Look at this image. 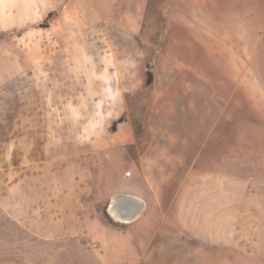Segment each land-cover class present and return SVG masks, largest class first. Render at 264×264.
I'll return each mask as SVG.
<instances>
[{"label":"crops","instance_id":"obj_1","mask_svg":"<svg viewBox=\"0 0 264 264\" xmlns=\"http://www.w3.org/2000/svg\"><path fill=\"white\" fill-rule=\"evenodd\" d=\"M85 1L94 10L89 13L97 17L101 30L91 39L111 40L107 21L111 14L115 39L138 42L144 22L137 0ZM73 2L0 0V32L14 34L24 56L40 62L36 66L44 58L89 54L70 47L81 30L69 21ZM142 4L143 10L157 18L159 29L151 39L162 43L158 55L167 56L170 42L179 40L187 58L177 64L180 72L206 71L211 80L226 82L229 99L223 104L212 101L218 109L210 112L212 123L206 135L234 136L232 125L223 129L216 126L222 122L232 124L236 117L247 121L248 115L257 120L264 135V0H164L160 7H155L156 0H146ZM172 25L177 27L176 34L172 33ZM59 41L64 44L60 46ZM102 54L115 53L105 49ZM102 86L112 88L110 83ZM71 87L80 88L81 84L73 83ZM252 87L258 91L257 110ZM122 99L109 91L105 97L93 100L86 96H78L76 102L67 100L66 105H77L82 114L67 111L59 118L54 115V119L83 123L67 132L61 146L59 132L54 130V157L42 163L43 167L54 166V177L49 182L41 178L34 182L36 189L48 193H35L34 198L29 192L21 193L22 202L12 215L36 237L54 239V264H217L212 255L213 251L218 253L219 234L230 231L236 185H242L243 192L245 186L247 193L251 190L249 180L236 181L239 174L230 170L233 146L220 156L217 145L210 160L204 161L206 151L199 145L189 152V160L183 158L174 164L182 169L179 175L165 171L151 175V169L168 168L167 164L152 161L157 137L149 127L152 119L141 133L146 140L138 149L141 135L137 122L122 117ZM153 111L147 108L149 118L155 114ZM77 114L80 117L76 118ZM94 120L104 122V126L92 127ZM202 134L201 129L194 130L195 136ZM126 152L128 158L124 159ZM116 196L142 200L140 215L130 222L114 220L107 207ZM191 201L194 204L189 207L187 202Z\"/></svg>","mask_w":264,"mask_h":264},{"label":"rangeland","instance_id":"obj_2","mask_svg":"<svg viewBox=\"0 0 264 264\" xmlns=\"http://www.w3.org/2000/svg\"><path fill=\"white\" fill-rule=\"evenodd\" d=\"M145 1L137 0L139 16L144 23L140 25V39L136 42L115 39L111 14L107 19L111 40L91 39V35H100L99 20L89 13L93 9L88 7V2L74 0L69 21L81 30L70 47L89 54L44 58L38 66L40 62L34 63L21 52L14 34L0 32V264H54V239L36 237L12 214L22 202L19 200L21 193L29 192L33 198L35 193H48L45 189H36L34 182L37 178L49 182L54 177L53 165H45V169L42 166L43 161L54 157V130L59 132L61 146L68 137L67 132L80 128L83 123L77 119L55 120L54 115L59 118L67 111L81 115L77 105H66L67 100L76 102L78 96L93 100L105 97L109 91L123 98L122 117L134 119L140 135L149 122V127L155 130L152 161L167 164L168 168L151 169V175H160L161 171L179 175L182 169L174 164L183 158L189 160L192 156L189 152L199 145L206 151L204 161L210 160L214 154L211 151L217 145L220 156H225L223 151L233 146L232 154L228 153L233 164L230 170L236 176L239 174L236 181L248 183L249 180L251 190L249 194L248 186L243 192V186L236 185L230 231L219 234L220 246L218 253L213 251V262L264 264V135L251 115L247 121L236 117L238 119L232 124L222 122L216 126L223 129L232 125L234 136L206 135L212 123L208 119L210 112L218 109L212 101L223 104L229 99L226 82L211 80V74L206 71L180 72L177 64L187 58L182 52L184 44L179 40L170 42L167 56L158 55L162 43L151 38L156 36L159 26L157 18L143 10ZM163 1L156 0L155 7H160ZM172 33H177L173 25ZM59 43L60 46L64 44L63 41ZM105 49L115 54L104 56ZM73 83L81 87H71ZM106 83L111 84L110 90L103 88L102 84ZM212 84L219 86L212 87ZM251 97L257 110L258 91L254 87ZM196 98L199 99L195 105ZM148 107L155 112L151 118ZM78 114L76 118L80 117ZM103 126L102 121L92 122L94 128ZM198 129L202 130V136L194 135V130ZM138 140V149H141L146 137L141 135ZM131 152L132 149L128 150V155ZM133 156L136 157V153ZM127 158L126 152L124 159ZM171 163L172 168L169 167ZM26 179L32 184L23 183ZM8 194L12 196L9 198ZM29 204L35 205V201ZM191 204L194 202H187L189 207Z\"/></svg>","mask_w":264,"mask_h":264},{"label":"water","instance_id":"obj_3","mask_svg":"<svg viewBox=\"0 0 264 264\" xmlns=\"http://www.w3.org/2000/svg\"><path fill=\"white\" fill-rule=\"evenodd\" d=\"M143 208V201L132 196H116L107 207L108 214L117 221L130 222L137 218Z\"/></svg>","mask_w":264,"mask_h":264}]
</instances>
